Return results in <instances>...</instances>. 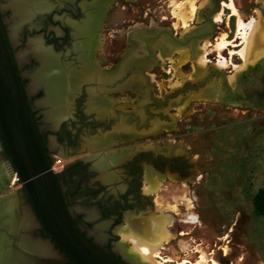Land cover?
Returning <instances> with one entry per match:
<instances>
[{
	"label": "rangeland",
	"instance_id": "374dc122",
	"mask_svg": "<svg viewBox=\"0 0 264 264\" xmlns=\"http://www.w3.org/2000/svg\"><path fill=\"white\" fill-rule=\"evenodd\" d=\"M210 1L111 0L97 30V43L92 54L93 62L91 61L93 63V69L90 71L92 75L96 68L103 72V74L100 73L97 85L108 77L104 84L99 86L101 99L87 97L81 100L79 103L81 113H76L77 99L76 97L72 99L71 88L70 98L67 104H63L64 112L61 114L63 117L61 119H64L61 126L67 133L46 135V145L49 155L53 158L52 169L56 175L66 170L72 174L74 168H66L73 158L98 156L99 158L94 159L92 164L101 173L97 174V177L105 184L109 183L103 192L105 196L112 198H117L120 187L126 184L122 177V167L119 163H113L114 159L121 158L122 154L144 150L153 154H163L171 160L177 159L182 162V172L177 173L175 168H171L162 174L152 170L149 163L141 162L144 165L142 192L148 196V204L141 210L135 211L133 208L124 210L120 220L111 227L104 226L105 222L110 221L109 218L92 223V226L98 229L95 231V236L109 237L111 247L122 256L124 255V258L127 256L121 246L125 244L121 243L119 229L126 223V216L154 213L155 215H168L164 222L169 234L168 240L162 241L158 253L154 256L155 260L163 264H180L183 260L186 261L183 264H197L201 256L205 258L201 264H214L213 262L217 264L264 263V217L255 216L252 211L253 197L259 189L264 187V104L254 106L246 102H223L220 97L223 91L222 79L213 75L204 82L202 81L203 73L207 71L206 75L210 72L220 57L225 58L226 61L229 60L226 67L217 68L226 76L232 72L233 64L241 63L235 51L242 45L235 37L236 14L229 6L230 2L233 3L243 21L251 17L256 18L258 11L264 23V0H219L218 11L221 12L218 14L219 17H212L214 29L210 36L199 39L195 44L190 42L182 47L174 46L166 38L160 36L151 44V48L156 52L148 67L144 69L145 76L136 71L121 73L118 76L121 71L123 72L125 61L146 54L140 34L149 36L154 35L160 29H166L172 32L173 36L184 38L208 28L204 8L211 5ZM3 2L4 0L1 1V7ZM181 12L186 19H182ZM11 22L10 16L5 22L9 35ZM85 24L81 26L86 31L90 24ZM19 33L15 36L16 42L11 40L12 54L17 60L24 47V42L26 43L29 38L37 39L40 34L39 31L32 29L28 33L25 30ZM87 36L88 34L85 33L81 39L82 49H78L80 51L77 55L79 68L73 70L65 64L63 67L66 71L77 72L86 65L83 55L88 48ZM221 37L230 42L218 55L213 48ZM91 38L86 55L89 59L95 34ZM204 39L208 41L205 68L203 67L204 69L189 79L195 50L197 52V49L203 46ZM159 43L169 45L172 52L164 51L163 58L158 57ZM175 49L190 50V58L179 65L180 76L176 75L174 70L176 57H178ZM57 61H60L59 58ZM262 62L264 58L254 66L248 65L243 73ZM59 63L62 65L61 62ZM114 69H117L118 73L115 72L111 76L109 72ZM242 74L238 76L232 88L238 86V80ZM114 77H117L116 80L109 83V80ZM180 80L182 85L170 87L172 83ZM187 84L200 86L188 88ZM30 86L29 82L28 88ZM51 87L55 94L52 83ZM209 89L216 92V98L194 97L201 94L197 92H206ZM33 101L34 99L32 103ZM37 104L38 101H36L37 108L45 110ZM91 104H94V107L89 110ZM116 113H118L117 119L109 122V119L116 116ZM130 113L138 117V120L130 121L128 118ZM87 115L90 116L86 117ZM100 116L103 117L98 119ZM88 119L107 123L108 127L102 128L101 125L96 124L93 127L94 132L91 133L87 126L83 125V121ZM44 121L45 124L53 127L54 123L51 118L44 117ZM68 135L78 141L77 151L79 152L70 154L72 149ZM91 141H95L92 145L93 149L88 146ZM85 142L88 144L86 145ZM98 160L103 166L98 165ZM95 161L96 164H94ZM107 166L111 167L104 171ZM6 170L5 168L6 175H9V171ZM106 172L109 173L107 176ZM13 175L16 177L15 174L10 177L12 178ZM148 176L156 182L155 190L143 189L148 183ZM2 177L0 176L1 180ZM110 177H113L112 180L106 181V179L110 180ZM11 178L8 184L0 190V195L20 190L19 182L15 181L16 178L11 182ZM75 179L84 182L86 192L94 185L93 177L86 178L76 173ZM77 201L73 203V207L77 209L87 205L93 208V205L86 203L81 195L77 197ZM84 211L88 212L86 217L90 218L89 220L94 219L89 214L92 209L87 208ZM188 218L194 219L187 221Z\"/></svg>",
	"mask_w": 264,
	"mask_h": 264
},
{
	"label": "flooded vegetation",
	"instance_id": "af4514ba",
	"mask_svg": "<svg viewBox=\"0 0 264 264\" xmlns=\"http://www.w3.org/2000/svg\"><path fill=\"white\" fill-rule=\"evenodd\" d=\"M1 1L2 0H0V4H1ZM110 1L111 0H59V1L50 0V2H53V3H50L49 10L44 11L42 13H37L32 20L33 21L32 25H30L29 23H25L22 26V29L20 30L19 34H21L22 30H25V32L27 33L29 32L30 29L39 31L40 34L38 35L37 41H39L43 47L49 48L53 52V54L58 55L57 57L59 58L62 66L67 64L70 68L72 67L73 70H76L79 68V64H77V61H78L77 55L80 52L79 50L82 49L81 46L83 45V41L79 40L77 44L78 45L77 49L76 48H75L76 50L72 49L71 45L75 37L72 35V30H71L72 25L70 24H73V23L74 25L75 24L80 25L83 23L88 24L90 21L87 22L85 21V19L89 17V14L91 17L92 16L94 17V21L96 20L95 21L96 23L94 22L93 24V26L94 25L95 26L94 27L92 26L91 32L86 37V40L90 41V38L93 37V35L95 34L94 45L90 53V59L93 62L92 54H93V51L97 43L96 42V36L98 33L97 30L102 21L104 11L107 5L110 3ZM212 1L213 0L210 1L211 2L210 6H207L206 8H204L205 9L204 16L206 12L214 6ZM217 1H218V5H220V1L219 0ZM10 13H11L10 9L2 8L0 6V18L2 19V22H3V29L6 33L10 48L13 53V48H12L13 44H12L11 38L9 37L10 36L9 29L5 27L6 25L5 22L7 18L11 16ZM213 14L214 13L211 14V19H212ZM5 15L6 17H4ZM213 29H214V26H213ZM83 36H80V37L78 36V39H81ZM139 36L141 40L143 37H145L141 34ZM30 39L31 38H29L26 43L24 42V47L21 49V52H24V50L27 48L28 41ZM144 47H145V43H144ZM14 61L17 67L19 77H20L21 85L25 92L26 99H27L33 120L38 129L41 141L46 151L49 152V149L46 145V135L48 133H57L61 135L64 134V132L67 133L66 130L62 128L63 126H61L63 123L62 121L64 119H60L57 122V124H53V127H50L47 124H45L42 108L36 107V101L38 102L40 101V99L44 96V91L41 88H39L35 93L34 92L32 94L29 93L30 87L28 88V83L30 82V79L26 73H29L33 68H35L38 65V60L35 59L34 57L29 56L26 62H22L20 64V62L14 56ZM95 68H96V65H95ZM115 72L118 73L117 69H114L113 71L109 73L112 76L114 75ZM100 73L103 74V72H100L96 68L93 72L91 79L77 84V86H75L76 88L73 87L71 94L72 93L73 94L75 93V94L74 95L72 94L71 97L73 100L75 99V97L77 99L76 100L77 107L75 106L76 113L77 112L81 113L80 111L81 107H79L80 106L79 103L81 100H84L85 98L87 99V97L90 99L92 98L101 99V95L99 94V91H100L99 86L103 85L108 77L105 78L103 82H101L100 85L99 84L97 85V82L99 81L98 78L100 76ZM120 75L121 73H119L118 76ZM117 77L111 78L109 80V83H111V81ZM238 85H241L242 87L241 93H243V97L247 98L246 101H241V102H246L254 106H260L261 104H264V62L258 64L251 70L243 73L241 78L238 80ZM104 86H106V84ZM237 87L238 86H236L234 89H236ZM33 99L34 101L32 103ZM93 103L96 104L97 102H93ZM93 107H94V104H91L90 108L88 109L91 110V108ZM148 113L149 115H151L150 112ZM117 115L118 113H116V116L111 117L109 119V122L116 120L118 117ZM88 116L90 115H87L86 117ZM102 117L103 116H100L98 117V119H101ZM128 118L130 121L138 120V117L134 116V114L132 113L128 115ZM96 124L101 125L102 128L108 127L107 123L104 124L101 121H92L89 119L87 121H83V125L87 126L88 131L91 133L94 132L93 127H95ZM68 137H70L69 143L72 149L70 154L79 152L77 151L78 150L77 148L79 146L78 141L75 138L73 139L70 135H68ZM96 137L99 138V136H96ZM85 143L86 145L88 144L87 142ZM122 155L123 156H121V158L119 159L115 158V161L113 162L115 164L117 163L120 164V166L123 169V172H122L123 180L126 181V184L120 187L121 190L117 193L119 194L117 198L105 196V192H103V189L106 188V186L109 185V183L105 184L97 177V174H101V173L99 170L96 169L95 165L92 164L93 160L91 161V160H84L82 158H73L72 161L69 164H67L69 166H67L66 168L68 169L69 167L70 168L73 167L74 171L72 172V174L68 172V170H66L62 174L56 175V177L60 185L62 196L65 202V205L67 207L69 216L73 224L77 227V229L82 233L84 237H86V239L90 243H92L100 251H102L105 254H108L109 256L115 259L124 261L123 258L115 252V248L113 249L111 247L109 237L104 236V238H98L94 235V232L98 231V229L95 228V226H92V223L100 219L109 218L110 221L105 222L104 226L107 228L111 227L115 222H118L120 220V217L124 210L128 208H133L135 209V211H137L138 209L139 210L143 209L148 204V196L144 192H142V187H143L142 177L144 173V165H142L141 162L149 163L150 164L149 167H151L152 170H156L157 172L161 174L164 173L165 171H169L171 168H175V171L177 173H180L182 172L183 164L180 160H177V159L171 160L170 158H168L167 156L163 154H153L150 151H144V150L140 152L130 151V153H124ZM110 167L111 166H107L104 171L109 170ZM5 168L6 167H4V169ZM76 173H80L82 176L86 178H91V177L94 178V181H93L94 185L89 189L88 192L84 191V187H85L84 182L75 179ZM7 178L10 179L9 175L3 174L2 180L0 182V186L1 184H4L5 179ZM70 181H72L71 184H69ZM96 193L98 195L95 196ZM79 195L82 196V199L85 200L86 203H88L89 205L92 204L93 208L89 207L88 205L80 207L79 209L73 207V203L78 202L77 197ZM25 201H27L26 198H25ZM87 208L92 209V212L89 214L94 218L93 220H89L90 218L86 217V213L88 212L84 210ZM38 231L42 235L44 234V231L42 228L38 229ZM9 249H10V246H9ZM58 260L59 261L57 264H72V262L69 259L60 261V259L58 258Z\"/></svg>",
	"mask_w": 264,
	"mask_h": 264
},
{
	"label": "bare ground",
	"instance_id": "6f19581e",
	"mask_svg": "<svg viewBox=\"0 0 264 264\" xmlns=\"http://www.w3.org/2000/svg\"><path fill=\"white\" fill-rule=\"evenodd\" d=\"M50 3L53 2H50V0H4L2 4L3 5L2 8H6V9L8 8L11 10V19H12V22L10 23L11 40L16 42L17 38H15V36L22 29V26L25 23H29L30 25H32L33 23L32 20L35 17V15L37 13H42L44 11L49 10ZM229 6L231 7L232 12L236 14L237 29H236L235 37L239 39L240 41L239 43H241L242 45L237 51H235L239 59L241 60V63L233 64L232 72L226 76V80L232 88L235 85L238 76L241 75L248 68V65L254 66V64H256L259 60L264 58V23L261 17L259 16L258 11L256 18L251 17L247 21H243L232 2H230ZM220 12L221 11H218V13H214L215 15L213 14L214 16L212 17H216V16L219 17L218 14ZM180 15L184 20L186 16L183 15V13ZM90 17H91L90 14L89 17L87 18L85 17L86 18L85 21L87 22L90 21L88 23L90 24V26L88 29H86V31L81 26V24L80 25L78 24L74 25V23L70 24L72 25L71 26L72 35L75 37V41L71 45L73 50L77 49L78 36L80 37L85 35V33L89 34L91 32V28L96 20L94 21L93 16L91 17V19ZM229 42L230 41H227L224 37H221L220 41L215 43L213 50L216 51L217 54L219 55L221 50L223 49L225 50ZM203 43H202L203 46L197 49V52L195 50V57H193L194 61L192 60L193 61L192 64L190 61L192 72L189 74V79L191 77L193 78L195 74L199 73L201 69L205 68L206 65L205 55L208 52L207 51L208 41L204 39ZM90 44L91 43H89L88 41L86 44L88 48L90 47L89 46ZM158 46L159 48L157 50V56L160 58H163L164 56L163 53L172 52L169 45L159 43ZM88 48H86L87 50H85V54L83 55L85 56L86 65L83 66L82 70L79 69L80 71L78 70L77 72L76 71L73 72L71 70L66 71L65 68L62 65H60L59 63L60 61L59 62L57 61L58 55L53 54V52L49 48L43 47L42 44L39 41H37V39H31L24 52H21L18 56L19 57L18 61L19 60L21 61L20 64L22 62H26L29 56L34 57L35 59L38 60V65L29 73H26L30 79V85H31L29 88V92L35 93L39 88H41L44 91V96L40 99L37 106H41L45 109L42 110L44 117L51 118L54 124H57V122L61 118H63L61 115L64 112L63 104H67L68 99L70 98L69 96L70 89L71 88L73 89V87L77 86V84H79L81 81L83 82L85 80H89L90 76L92 75L90 71L93 69V63L91 62L89 57L86 56L88 53L87 52ZM152 50L154 51V49ZM175 50L177 52L178 57H176L177 62L174 64V70L176 75H179L180 74L179 65L181 63L183 64V62H185L190 58V52H189L190 50L188 49L187 50L175 49ZM155 52L156 51H154V53ZM228 61H226L225 58L220 57V59L218 58L216 64L214 65L215 67L214 66L213 67L219 69L224 68L228 65L227 63ZM148 64H150V62L146 63V67H148ZM205 73H203V75ZM150 77L152 79V74L150 75ZM114 80H116V78L113 79L112 81ZM51 83L54 85L55 94H53ZM172 84H171L172 86L170 87L180 85L181 80ZM194 97L216 98V92H214L212 89H209L206 92H202L201 94L195 95ZM94 142L95 141H91V143L88 144L89 148L91 146L93 149L92 145L95 144ZM94 164H96V161ZM98 165L103 166V164L100 161ZM0 166L2 165L0 164ZM3 174L6 175L5 169L3 167H0V176H3ZM105 175L107 176V173ZM15 178L16 177L13 175V177L11 178V182L15 180ZM103 178L104 177H102V179ZM112 178L110 177V180H112ZM147 178H148L147 181L148 183L144 186L143 189L149 191L151 189H154L156 182L150 176H148ZM148 217L142 219L136 218L134 216L126 217L127 219L125 220L126 223L119 229L121 233L120 234L121 243L122 245L125 244V246H121V245L120 246L124 248L125 255L127 256V258L125 259H127L132 264H163L155 260L154 256L158 253V249L161 246L162 241L168 240L169 234L166 230H164L162 223L166 217H162V216H160L161 218L154 217L156 220L152 218L149 219ZM193 219L194 218H192V220ZM32 225L33 223L30 217L28 216L27 212L22 206H20L19 198L17 197V195H15L14 193L9 195H2V198H0V228H2L3 231H0V264H48V263L57 264L58 263L59 260L57 256L53 255L50 248L45 243H41L40 241H38L31 233ZM94 235H96V232H94ZM98 238H102V237L98 236ZM11 243L14 244L13 247ZM120 246H119V251H120ZM23 252L29 253L30 255L33 254L36 257L35 259H32L30 258L32 256L29 255L23 256ZM204 260L205 258L201 256L200 261H198L197 264L203 263ZM184 262L186 261L183 260L180 264H183ZM213 263L217 264L216 262Z\"/></svg>",
	"mask_w": 264,
	"mask_h": 264
},
{
	"label": "water",
	"instance_id": "95a60500",
	"mask_svg": "<svg viewBox=\"0 0 264 264\" xmlns=\"http://www.w3.org/2000/svg\"><path fill=\"white\" fill-rule=\"evenodd\" d=\"M212 2L214 6L205 14L208 28L184 38H175L166 29L143 37L146 54L125 61L123 72L120 73L136 71L145 76L146 63L154 58L151 44L160 36L168 39L172 45L179 47L186 46L190 42L195 44L198 39L210 36L213 31L211 14L220 8L217 0ZM213 75L222 79L221 99L223 102L246 101L247 98L243 97V93H241V85L232 89L226 76L217 68L212 67L210 72L202 76V81L204 82ZM199 86L198 84L186 85L188 88ZM97 157H82V159L92 161ZM52 161L53 158L46 151L33 120L20 82L14 55L0 18V163L8 169L9 177L12 176L11 174L16 175L15 181L20 184V190L10 193L17 195L20 205L30 217L33 223L31 233L38 241L45 243L60 261L69 259L72 264H132L116 250L115 252L124 261L100 251L73 224L62 196L56 172L52 169ZM9 180V178L5 179L0 190L8 184ZM40 228L44 231L43 235L38 231ZM0 231L3 229L0 228ZM11 245L14 246L13 243ZM25 255L32 256L30 257L32 259L36 257L23 252V256Z\"/></svg>",
	"mask_w": 264,
	"mask_h": 264
},
{
	"label": "trees",
	"instance_id": "16d2710c",
	"mask_svg": "<svg viewBox=\"0 0 264 264\" xmlns=\"http://www.w3.org/2000/svg\"><path fill=\"white\" fill-rule=\"evenodd\" d=\"M252 211L255 216L264 217V187L259 189L254 195Z\"/></svg>",
	"mask_w": 264,
	"mask_h": 264
},
{
	"label": "crops",
	"instance_id": "0c3cea01",
	"mask_svg": "<svg viewBox=\"0 0 264 264\" xmlns=\"http://www.w3.org/2000/svg\"><path fill=\"white\" fill-rule=\"evenodd\" d=\"M197 93H202V92H197ZM107 173V172H106ZM108 174V173H107ZM106 181H111V180H106ZM188 214H190V213H188ZM188 214H187V216H188ZM129 216H134V217H136V218H139V219H142V218H146V217H148V216H151V217H148L149 219L150 218H152V219H155V218H159L160 216H162V217H168V215H155L154 213L153 214H149V213H146V215H144V214H129V215H127L126 217H129ZM155 217V218H154ZM161 218V217H160ZM166 218H165V220H166ZM164 219V218H163ZM156 220V219H155ZM165 220H163V227H164V230H166V228H165V226H164V222H165ZM186 221V220H185ZM187 221H193L192 219H190V218H188L187 219Z\"/></svg>",
	"mask_w": 264,
	"mask_h": 264
}]
</instances>
